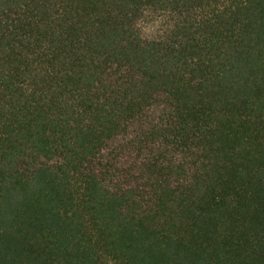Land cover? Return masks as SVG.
Returning <instances> with one entry per match:
<instances>
[{
    "label": "trees",
    "instance_id": "obj_1",
    "mask_svg": "<svg viewBox=\"0 0 264 264\" xmlns=\"http://www.w3.org/2000/svg\"><path fill=\"white\" fill-rule=\"evenodd\" d=\"M0 264H264V0H0Z\"/></svg>",
    "mask_w": 264,
    "mask_h": 264
},
{
    "label": "clouds",
    "instance_id": "obj_2",
    "mask_svg": "<svg viewBox=\"0 0 264 264\" xmlns=\"http://www.w3.org/2000/svg\"><path fill=\"white\" fill-rule=\"evenodd\" d=\"M148 29H145V31H147Z\"/></svg>",
    "mask_w": 264,
    "mask_h": 264
}]
</instances>
